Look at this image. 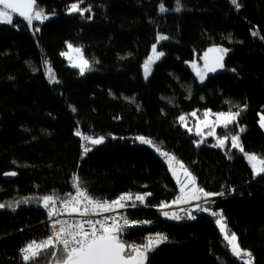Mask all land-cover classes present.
<instances>
[{"label": "trees", "instance_id": "1", "mask_svg": "<svg viewBox=\"0 0 264 264\" xmlns=\"http://www.w3.org/2000/svg\"><path fill=\"white\" fill-rule=\"evenodd\" d=\"M73 3L88 11L66 13ZM238 3L237 11L231 0H179L178 12L177 0H37L57 14L33 21L38 32L18 16L0 24V264H25L21 249L50 236L43 197L70 199L77 182L96 200L145 196L125 208L129 219L150 223L124 238L166 237L145 264H244L218 230V216L253 263L264 264V173L254 177L236 148L197 142L179 120L192 110L239 111L219 133L237 132L245 152L264 154V0ZM158 35L168 39L157 42ZM66 43L81 48L91 70L67 66ZM154 44L165 55L144 82L141 66ZM211 48L229 49L225 71L200 83L194 60ZM49 69L59 83L50 82ZM100 136L96 146L86 139ZM135 136L175 157L204 191L224 195L204 200L210 211L192 213L195 220L186 212L195 206L168 219L157 209L177 198L178 184L167 157ZM83 139L91 151L82 152ZM9 172L16 176L6 181Z\"/></svg>", "mask_w": 264, "mask_h": 264}, {"label": "snow or ice", "instance_id": "2", "mask_svg": "<svg viewBox=\"0 0 264 264\" xmlns=\"http://www.w3.org/2000/svg\"><path fill=\"white\" fill-rule=\"evenodd\" d=\"M231 3L235 6L238 11L241 5L238 3V0H231ZM176 11H181L179 6V0H177ZM88 11V9H80L78 4L73 3L68 8L69 14L79 12L81 16ZM161 12H165L166 9L161 6ZM15 15L23 18L27 22V25L34 29V31H39V27H36L33 24V21H40L41 23L49 19V15L45 11L37 6V0H0V24H15ZM253 36L258 35L257 32L252 33ZM168 37L163 35H158L157 42L167 40ZM69 49L75 51L77 54L81 53V49H73L72 45H68ZM209 51H214L219 53L216 57L215 63L211 66L206 64L208 72H215L217 68H223L224 56L227 54L229 49L225 48H213ZM154 57H150L149 61L155 63L161 57L165 55L164 52H157L156 45H153ZM62 56H66V53H61ZM78 63H72V67H77L80 70V74L84 75L86 70H91L89 63L82 55L79 56ZM234 71V70H233ZM148 69L145 65V78H147ZM197 75L200 76L201 82L204 80V76L200 72H197ZM49 77L51 83H59L58 80L51 75V69H49ZM242 110V109H241ZM195 116V113L192 114ZM240 112L235 113H218L216 114L217 122H222L224 127H228L229 124H232L239 117ZM209 116L208 112L204 113V117ZM180 121H184L185 117H179ZM205 125L207 126V119H205ZM261 127H264V117H262ZM215 130L213 129V132ZM240 133H243L245 129L240 127ZM212 134V133H210ZM197 135H200V129L197 128ZM90 139L92 145H100L104 142L103 137L99 138H86ZM141 144H146L151 147H154L152 141L138 136L136 137ZM239 135H233L231 137L232 148H238L241 152L244 151L243 147L239 143ZM225 139H218V145L223 146ZM158 152L159 149H156ZM91 151V149L85 147V152ZM161 155L168 158V160H174L175 157L169 156L166 152H161ZM247 159L251 162V167L254 175H260L264 173V159H259L255 155H247ZM171 169V165H169ZM181 168L183 165L181 164ZM175 174V173H174ZM7 176H15V172L6 173ZM184 175L188 178V182L193 184L191 193L185 194V186H182L181 196L177 198L176 201H173L174 204L177 203H188L192 200H200L201 197L210 198L215 195H224V193H210L205 192L203 188H196L194 177L191 173L184 169ZM74 187L76 188V195L72 196L69 194L70 199L63 200L60 208H57L55 213L52 210L48 211V217L51 221L50 227L52 229V234L48 236L45 240L37 242L32 241L27 244L24 248L21 249L22 258L25 261V264H40L41 257H51L48 264H145L148 260L147 252H150L154 247L158 246L159 243H162L166 240V237L159 235L155 240L149 239L148 243L145 245H133L129 244L127 241L122 239L124 234V228L120 221H117L115 217L108 218L106 217L103 220L100 219H76V220H67V219H54V216L61 215L65 210L68 215L77 214L80 217H89L90 215H98L97 210L109 211L117 208H125V202L133 201V197L130 194L121 195L118 199L108 202L104 201L103 203L96 201L83 190L79 183H75ZM150 195V194H147ZM83 198L86 201V204L83 207V210L80 208L81 199ZM59 197L54 198L53 196L43 197V206L45 208L49 207L51 203L53 207L56 205V201ZM135 201L141 203L144 202V195H137L134 198ZM24 203H28L27 200ZM19 206V202L17 203ZM91 206V209L89 208ZM135 207V203L130 205ZM5 207L4 204H0V209ZM9 207H12L9 205ZM160 209H166L170 207L169 204L161 203L159 205ZM12 210L15 211V207H12ZM196 211L209 212L210 209L206 207H201L197 204L191 209H187V219L195 220L197 217L192 213ZM212 215H218L216 212H212ZM163 215L171 220H180L181 217L175 213L163 212ZM109 220L111 222H109ZM223 217L216 220V224L220 227L221 233L225 232V225L222 223ZM123 223H132L133 226H139L142 224L150 223L149 221H128L123 219ZM57 225L59 229L57 230ZM225 240L230 246L231 252L233 255L240 257L241 249L237 243V236L235 233L231 236L225 235ZM59 254V255H58ZM243 256L248 257V260L244 261V264H250L251 262V253L243 252Z\"/></svg>", "mask_w": 264, "mask_h": 264}, {"label": "rangeland", "instance_id": "3", "mask_svg": "<svg viewBox=\"0 0 264 264\" xmlns=\"http://www.w3.org/2000/svg\"><path fill=\"white\" fill-rule=\"evenodd\" d=\"M65 12L66 13H69L68 12V9ZM45 13H47L49 15V19L43 21L42 23H44V22L50 20L51 18L57 16V14H55V13H50V12H45ZM34 22L39 23V24H42L40 21H35L34 20ZM8 25H12V24H8ZM68 45H72V44L71 43H66L65 49L60 52V55H61V53H66L67 54L66 56H62V55L61 56L66 61L67 66H69L71 68H74V69H77L80 72L79 68L72 67L71 65H72V63H78L79 62V59L78 58H79L80 55H82L84 59H86V57L84 56L82 50H81V53L80 54H77L75 51L70 50L69 47H68ZM72 46H73V49H75V48L81 49L78 46H74V45H72ZM151 54H152L151 57H154L155 54L153 53V50L151 51ZM159 60H157V61H159ZM197 64H198V67L199 66L201 67V65H202L199 61H197ZM200 67H199V69H200ZM205 112H208L209 113V116L207 118L204 117V113ZM222 112L223 113H229V112L235 113V111H233V110H228V111H213V110L207 108V109H204L203 112H202V114L199 116L197 114V110H192V111H189L188 113H184V114L181 115V116H184L185 119H184V121H180V124H181V126L185 130H188V131L193 132L197 136V138H198V141L197 142H199V143H206L208 146H211V147H213L215 149H224L227 146H231L232 147V145H231V137L233 135H237V134L239 135V133H237V132H232L230 134H220L219 133V130L220 129H224L225 127L223 126V123L222 122H217V120H216V114L222 113ZM193 113H195V116L192 115ZM262 117H264V114H260L259 115L258 125H259L260 129L262 130V132L264 133V127H261ZM205 119H207V126L205 125ZM197 128L200 129V135H197ZM213 129L215 130L214 132H213ZM210 133H212V134H210ZM100 137H102V136H100ZM136 137H138V136H135L134 137L135 138V141L137 142V144H139L141 146H145V147L151 148L153 150L159 149L161 152H164V150L161 149V147L157 143L153 142L152 139H150L148 137H145V136H142V137H145V138L151 140L152 141V144L154 145V147H151V146L146 145V144H141L138 140H136ZM96 138H99V137H96ZM218 139H225V143H224L223 146H219L218 145ZM89 143H90V139H89ZM239 143L241 144L240 140H239ZM90 145L91 146H94L91 143H90ZM236 149H238V148H236ZM242 154H243V156L245 158L246 163L249 165V167L251 169L252 175L254 177L258 176V175H254L253 170H252V167H251V162L248 161L246 154L247 155H255L258 158V160L259 159H264V154L263 155H258V154H255V153H249V152H245V151H243ZM166 163H167L168 167H169V165H171V169H170V167H169V169H170L172 175L174 176L175 181L178 184V196H177V198L182 195L181 194V191H180V189H181L182 186H185L186 185V187H185V194L186 195L189 194V193H191L192 188H193V184H191V183L188 182V178L184 175V169L185 168H181V163L180 162H177L175 160H171L170 161V160H168V158L166 159ZM194 186L196 188H200L198 186V184H197L196 181H195V185ZM177 198L174 201H176ZM212 198H213V196L210 197V198H207V200L212 199ZM204 200H206V198L201 197L200 200H192V201H190L188 203H177V204H174L173 201H171L170 203H168L170 205V207H168L166 209H160V208H158L157 211L158 212H165L166 211V212H169V213H175V214H177V212L180 213L183 210H186L185 208L193 207V206H196L197 204H199V205L202 204ZM220 217L221 216H218L215 219V224H216V220L217 219H220ZM222 223L225 225V232L224 233H221L220 227L216 224L218 230L220 231V233H221V235H222L223 238L225 237V235H227V236L230 237L231 234H228L226 232V223L224 222V219H223ZM224 240H225V238H224ZM237 243H238V240H237ZM238 245H239V243H238ZM228 247H229V250L231 251L229 245H228ZM239 247L241 249V256L239 258L244 263L245 260H248V257L243 256V252H245V251L250 252V251L241 248L240 245H239ZM250 264H254L253 263V257H252V255H251V262H250Z\"/></svg>", "mask_w": 264, "mask_h": 264}, {"label": "built area", "instance_id": "4", "mask_svg": "<svg viewBox=\"0 0 264 264\" xmlns=\"http://www.w3.org/2000/svg\"><path fill=\"white\" fill-rule=\"evenodd\" d=\"M87 141L88 140H86V139H83L82 140L81 150H82L83 153H85V147H87V148L90 149V146H89V144H88ZM75 195H76V192H75ZM54 198H56V197H54ZM80 199H81L80 208H81V210H83V207L86 204V201H84L82 197ZM133 199H134V197H133ZM62 201L63 200H61L60 198L57 199L55 207H53L51 203L49 204V207L48 208H45L43 206V210H44V212L46 214V224L48 225V229H49L50 235L52 234V229L50 227L51 221L49 220V217H48V211L49 210H52L55 213L56 209L61 207ZM96 201H99V202L103 203L106 200H96ZM108 202H111V201H108ZM89 208L91 209V206H89ZM97 211L99 212L98 215H90L89 217H86L85 218V217H80L77 214H73V215L70 216V215L67 214V212L65 210L61 215L54 216V219L76 220V219H87V218H90V219H93V220H96V219L103 220L106 217H108V218L115 217L117 221H120L122 223V226L124 228V234L122 236V239L123 240H124L125 236L128 234V232L130 230H132L134 228H137V227H142V226H145L146 225V224H142V225H139V226H133L132 223H123V219H127L128 221H135V220H131V219L128 218V216H127V208H117V209L109 210V211H103V210H97ZM179 216L182 217V214H180ZM109 222H111V221L109 220ZM58 229H59V225H57V230ZM159 235H161V234H159ZM157 236H158L157 233H147L146 235L143 236L141 243L131 242L129 244H133V245H145V244L148 243V240L149 239L155 240L157 238ZM164 242H162V243H164ZM162 243H159V244H162ZM20 254H21V252H20Z\"/></svg>", "mask_w": 264, "mask_h": 264}, {"label": "water", "instance_id": "5", "mask_svg": "<svg viewBox=\"0 0 264 264\" xmlns=\"http://www.w3.org/2000/svg\"><path fill=\"white\" fill-rule=\"evenodd\" d=\"M159 14L162 15L164 13H162L161 11H159ZM15 16H18V15H15ZM19 17V16H18ZM21 18V17H20ZM23 19V18H22ZM213 49V48H211ZM210 49H208L206 52H204L202 54L201 57L198 58V61L202 64L201 65V68H202V73L201 75L204 76V80L203 82L208 79V78H212V77H215L219 74H222L225 69L224 67L223 68H217V70L215 72H208L207 71V68H206V64L208 66H211L215 63V60H216V57L219 55V53L217 52H214V51H209ZM151 53L149 54V56L143 61V64L141 66V76H142V79L144 80V82H147V80L151 77L152 75V72L154 70V68L156 67V65L159 63V61H155V63H151L149 61V58L151 57ZM227 57V54L224 56V60L222 61V63L224 64L225 62V59ZM196 59V58H195ZM145 65H147V69H148V75H147V78H145ZM198 67V64H197V61L194 60V75L197 77V72H200L199 69L197 68ZM198 80L200 83H203L201 82V79H200V76L198 77ZM16 176V175H15ZM15 176H7V175H4L3 176V179L8 181V180H12L15 178Z\"/></svg>", "mask_w": 264, "mask_h": 264}, {"label": "flooded vegetation", "instance_id": "6", "mask_svg": "<svg viewBox=\"0 0 264 264\" xmlns=\"http://www.w3.org/2000/svg\"><path fill=\"white\" fill-rule=\"evenodd\" d=\"M200 67V66H199ZM198 68V67H197ZM199 69V68H198ZM199 71H200V73H202V68L200 67V69H199Z\"/></svg>", "mask_w": 264, "mask_h": 264}, {"label": "bare ground", "instance_id": "7", "mask_svg": "<svg viewBox=\"0 0 264 264\" xmlns=\"http://www.w3.org/2000/svg\"><path fill=\"white\" fill-rule=\"evenodd\" d=\"M186 207V206H185ZM185 209H187V208H185ZM182 210V209H181Z\"/></svg>", "mask_w": 264, "mask_h": 264}]
</instances>
